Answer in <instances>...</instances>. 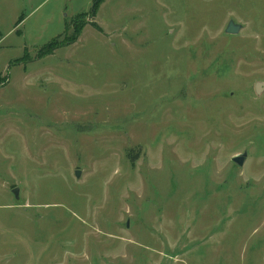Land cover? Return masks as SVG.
<instances>
[{
    "label": "rangeland",
    "instance_id": "rangeland-1",
    "mask_svg": "<svg viewBox=\"0 0 264 264\" xmlns=\"http://www.w3.org/2000/svg\"><path fill=\"white\" fill-rule=\"evenodd\" d=\"M94 1L0 0V264H264V0Z\"/></svg>",
    "mask_w": 264,
    "mask_h": 264
},
{
    "label": "water",
    "instance_id": "water-1",
    "mask_svg": "<svg viewBox=\"0 0 264 264\" xmlns=\"http://www.w3.org/2000/svg\"><path fill=\"white\" fill-rule=\"evenodd\" d=\"M242 28V24L237 23L234 21V19H229L226 27L224 29V32L226 34H237L239 33L240 29ZM255 92L258 94L264 89V82L258 81L255 83ZM246 158V152L238 153L232 157V161L236 163L239 166H242L244 163V160ZM76 177L79 176V170L75 171ZM14 196L18 198V191L17 188L13 189Z\"/></svg>",
    "mask_w": 264,
    "mask_h": 264
},
{
    "label": "trees",
    "instance_id": "trees-1",
    "mask_svg": "<svg viewBox=\"0 0 264 264\" xmlns=\"http://www.w3.org/2000/svg\"><path fill=\"white\" fill-rule=\"evenodd\" d=\"M104 0H95L94 3H93V7H92V14H94V10L95 8L101 3L103 2ZM79 34V31L77 34H75V38L76 36H78ZM73 38L71 41L74 42L76 39ZM56 48H58V45H54V46H51V47H47V48H44V49H41L38 53V56H43V55H46V54H51L53 50H55Z\"/></svg>",
    "mask_w": 264,
    "mask_h": 264
}]
</instances>
